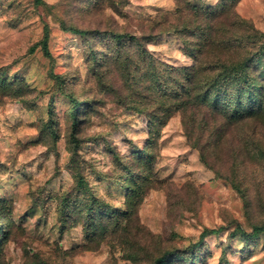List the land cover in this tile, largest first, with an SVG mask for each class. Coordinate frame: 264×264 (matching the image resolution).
<instances>
[{
  "label": "rangeland",
  "instance_id": "1",
  "mask_svg": "<svg viewBox=\"0 0 264 264\" xmlns=\"http://www.w3.org/2000/svg\"><path fill=\"white\" fill-rule=\"evenodd\" d=\"M43 1L0 0V264H152L219 228L205 264H264V233L249 246L232 237L264 225V115L230 124L203 111L204 130L190 114L160 118L135 41L119 59L113 34L175 22L178 2ZM196 1L264 32V0ZM147 48L150 68L193 64L171 33Z\"/></svg>",
  "mask_w": 264,
  "mask_h": 264
},
{
  "label": "trees",
  "instance_id": "2",
  "mask_svg": "<svg viewBox=\"0 0 264 264\" xmlns=\"http://www.w3.org/2000/svg\"><path fill=\"white\" fill-rule=\"evenodd\" d=\"M34 1L38 6L44 4L43 0ZM176 1L178 9L173 15L177 19L176 23L169 20L171 15L168 14L162 18L161 23L157 24L158 26L151 29L150 34L142 33L140 37L129 34L112 35L119 48V59H123L124 39L130 38L139 47V55L144 66L138 65L135 71L139 73V80L152 73L151 86L149 80H145L142 86L153 95L155 100L153 104L156 106L154 111L160 118L162 114H166L165 117H171L177 112L186 113L187 116L190 114L191 122L196 129L203 130L206 122L199 120L203 111L221 117L230 124L247 118L262 117L264 115V32L256 29L253 23L240 17L232 8L220 7V10H215L212 6L200 7L189 0ZM239 2L240 0H234L233 6ZM160 26L164 27H161L160 32L157 33L156 30ZM70 30L77 35H83V31L79 29ZM169 33L179 37L184 54L193 60V64L165 69L158 62L150 68L147 63L149 52L147 45ZM42 45L44 54L50 56L47 37ZM34 49L35 47L32 51ZM123 71L127 80H131L128 61L124 64ZM73 103V116L78 120L81 105L76 100H73ZM156 119L150 121V125L155 126L156 129L167 125V120L160 125L157 124ZM183 119L184 129L189 137L185 116ZM218 141H221V134L218 136ZM215 142L217 143V140ZM78 184L83 186L84 183L80 180ZM231 186L237 189L236 185ZM92 201L101 204V201L95 197ZM114 214L116 215L115 212ZM222 229H205L197 243L180 253L166 251L156 257L152 264L173 262L205 264L200 255L205 239L219 234ZM237 230L232 237L240 235L243 243L249 246L264 233V225L254 226L251 233L240 228ZM183 253L188 254L189 259H185Z\"/></svg>",
  "mask_w": 264,
  "mask_h": 264
},
{
  "label": "crops",
  "instance_id": "3",
  "mask_svg": "<svg viewBox=\"0 0 264 264\" xmlns=\"http://www.w3.org/2000/svg\"><path fill=\"white\" fill-rule=\"evenodd\" d=\"M189 1H190L191 3H193V4H197V5L200 4V5H203L202 2H198V1H196V0H195V1H193V0H189ZM208 4H212V3H208ZM188 150H189V149H188ZM185 152H191V151H187V150H186ZM192 154H193V155H192V156H193L192 158H196V156H197L196 153H192ZM213 179H214V177H213Z\"/></svg>",
  "mask_w": 264,
  "mask_h": 264
}]
</instances>
